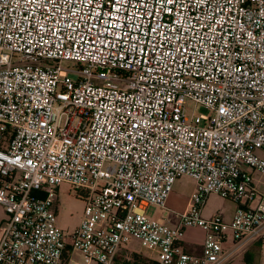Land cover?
Wrapping results in <instances>:
<instances>
[{"label": "built area", "instance_id": "built-area-1", "mask_svg": "<svg viewBox=\"0 0 264 264\" xmlns=\"http://www.w3.org/2000/svg\"><path fill=\"white\" fill-rule=\"evenodd\" d=\"M255 172L264 0H0V264H126L133 241L153 264H228L264 246ZM182 177L190 208L148 218ZM63 184L85 204L70 232ZM211 195L237 203L231 220L203 216ZM191 228L200 253L185 249Z\"/></svg>", "mask_w": 264, "mask_h": 264}, {"label": "rangeland", "instance_id": "rangeland-1", "mask_svg": "<svg viewBox=\"0 0 264 264\" xmlns=\"http://www.w3.org/2000/svg\"><path fill=\"white\" fill-rule=\"evenodd\" d=\"M64 67H71V62L63 64ZM188 113L196 114L201 117H207L210 111L202 106H196L192 102L187 104ZM255 185L260 191H264V175L254 173ZM196 191V182L189 177H182L175 183L170 202L167 208L162 209L159 206L151 205L147 209V216L152 220H159L165 224L171 223L170 217L176 214L186 212L191 203L192 195ZM56 193V202L58 204L59 228L70 232L80 225L82 215L85 209L84 201H82L76 190L67 184H63L54 189ZM238 205L232 200L225 199L218 195H211L206 201L203 216L207 219L214 216H222L224 220L229 221ZM6 219L4 208L0 205V224ZM131 259L126 264H153L156 257L152 251L143 248L137 241H133L129 245ZM257 257L256 264H264V248L261 251H255ZM84 262V261H83ZM228 264H240L237 258Z\"/></svg>", "mask_w": 264, "mask_h": 264}, {"label": "crops", "instance_id": "crops-1", "mask_svg": "<svg viewBox=\"0 0 264 264\" xmlns=\"http://www.w3.org/2000/svg\"><path fill=\"white\" fill-rule=\"evenodd\" d=\"M171 196L168 200V203L170 202ZM190 206H191V203H190ZM170 221L171 223L175 222V217L171 216ZM204 236H205V233L201 229H198V228L188 229L186 233V237H185V243H184L186 251L190 253H200L202 251ZM228 248H231L230 243H228ZM263 248L264 246H262L260 243L251 244L245 247V249H243L241 252H238L235 258H237V261L240 264H256L258 260L254 252L261 251Z\"/></svg>", "mask_w": 264, "mask_h": 264}]
</instances>
